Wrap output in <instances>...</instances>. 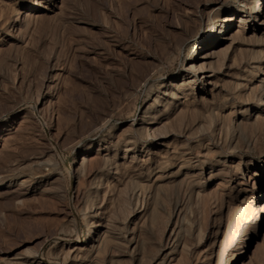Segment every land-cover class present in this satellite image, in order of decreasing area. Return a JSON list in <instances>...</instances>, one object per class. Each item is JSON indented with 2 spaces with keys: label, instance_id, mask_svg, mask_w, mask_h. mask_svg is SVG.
<instances>
[{
  "label": "rangeland",
  "instance_id": "rangeland-1",
  "mask_svg": "<svg viewBox=\"0 0 264 264\" xmlns=\"http://www.w3.org/2000/svg\"><path fill=\"white\" fill-rule=\"evenodd\" d=\"M258 1L0 0V264H264Z\"/></svg>",
  "mask_w": 264,
  "mask_h": 264
},
{
  "label": "bare ground",
  "instance_id": "bare-ground-1",
  "mask_svg": "<svg viewBox=\"0 0 264 264\" xmlns=\"http://www.w3.org/2000/svg\"><path fill=\"white\" fill-rule=\"evenodd\" d=\"M260 1V0H259ZM258 1V2H259ZM262 1V0H261ZM261 4V3H260ZM248 6V5H247ZM260 5L258 6V10L260 9ZM248 9V8H247ZM20 11H22V10H20ZM258 13V12H257ZM253 14V13H252ZM21 15V14H20ZM258 16V15H257ZM243 17V16H242ZM17 21V20H16ZM20 21H21V18H20ZM242 21H244V20H242ZM227 24H229V23H233L234 22V20H233V18H231V17H229V19H227V21H225ZM17 23V22H16ZM19 23V22H18ZM20 24V23H19ZM263 24V23H262ZM264 25V24H263ZM227 26V25H226ZM226 26H224V28H226ZM16 27V26H15ZM213 27V26H212ZM15 29V28H14ZM211 30V29H210ZM220 30V29H219ZM215 31H216V29H215ZM223 34V33H222ZM204 44H207L208 46H212V45H210V40H207V41H205V43ZM193 48H195V46L193 47ZM196 50H197V48H195ZM197 55V54H196ZM194 56H195V54H194ZM201 57V56H200ZM203 58V57H202ZM186 61V60H185ZM193 65V64H192ZM195 66H197V65H195ZM190 67V66H189ZM194 67H192V69H193ZM258 72V71H257ZM58 74V73H57ZM60 76V75H59ZM205 76V75H204ZM53 77V76H52ZM207 77V76H206ZM56 78V77H55ZM193 79V78H192ZM54 81V80H53ZM191 81H193V80H191ZM190 81V82H191ZM194 83H195V79H194V81H193ZM54 83H55V81H54ZM187 83H189V82H187ZM192 83V82H191ZM190 85V84H189ZM192 85V84H191ZM50 91V90H49ZM53 92V91H52ZM58 92V91H57ZM52 96V95H51ZM56 97V96H55ZM49 98H50V96H49ZM85 158V157H84ZM88 159V158H87ZM85 160V159H84ZM83 161V160H82ZM69 170V169H68ZM256 209H257V212L259 213V219L261 218L262 220H263V218H264V199H262V198H259V201H258V203H257V205H256ZM255 230H257V228L255 229Z\"/></svg>",
  "mask_w": 264,
  "mask_h": 264
}]
</instances>
